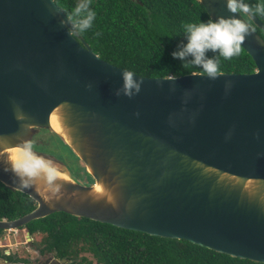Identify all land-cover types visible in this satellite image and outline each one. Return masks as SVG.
<instances>
[{
    "label": "water",
    "instance_id": "95a60500",
    "mask_svg": "<svg viewBox=\"0 0 264 264\" xmlns=\"http://www.w3.org/2000/svg\"><path fill=\"white\" fill-rule=\"evenodd\" d=\"M197 1L212 21L235 16L248 24L241 49L254 71L215 80L134 74L141 90L128 98L117 95L125 71L78 42L53 0H0V152L39 129L60 139L49 115L61 106L70 144L60 140L93 180L55 182L45 200L0 165V184L34 203L1 219V231L61 212L264 264V41L240 13L227 11L226 0ZM246 16L264 33L263 23ZM94 182L106 198L87 197Z\"/></svg>",
    "mask_w": 264,
    "mask_h": 264
},
{
    "label": "trees",
    "instance_id": "16d2710c",
    "mask_svg": "<svg viewBox=\"0 0 264 264\" xmlns=\"http://www.w3.org/2000/svg\"><path fill=\"white\" fill-rule=\"evenodd\" d=\"M53 2L74 26L76 40L84 42L110 65L146 78L204 74L172 57L178 45L187 42L184 25L212 21L197 0H90L95 18L84 31L77 26L79 17L74 14L82 0ZM243 3L254 12L257 5L264 6V0ZM240 14L264 41V33L244 13ZM253 16L264 24V14ZM208 56L218 60L220 73L247 74L255 69L242 49L231 60L213 53ZM33 208L34 203L26 195L0 184V220L16 219ZM20 229L29 237L42 234L38 253L53 254L65 264H260L215 253L184 240L149 236L61 212L33 220ZM83 253L90 255L91 260L80 256ZM10 257L6 259L17 264Z\"/></svg>",
    "mask_w": 264,
    "mask_h": 264
},
{
    "label": "clouds",
    "instance_id": "9594fccd",
    "mask_svg": "<svg viewBox=\"0 0 264 264\" xmlns=\"http://www.w3.org/2000/svg\"><path fill=\"white\" fill-rule=\"evenodd\" d=\"M89 5L90 0H82L74 10V14L79 17L77 26L81 31L90 28L95 18V13L90 10ZM226 9L231 14H264V6L257 5L254 12L251 6L243 3V0H226ZM184 29L187 42L178 45V50L172 53L173 59L201 69L210 80L219 77L220 69L218 60L210 58L208 53L218 54L224 60H231L240 54L242 44L249 34L248 24L235 16L219 17L215 21L188 23L184 25ZM134 76L131 71L122 72L123 87L117 91V95L122 91L125 96L132 98L140 92L142 81L134 79ZM175 79V76L170 77V80ZM32 147L30 142H22L17 149L20 158L12 163L11 171L18 178L19 187L27 189L37 181L55 186L58 172L51 166V161L35 154Z\"/></svg>",
    "mask_w": 264,
    "mask_h": 264
},
{
    "label": "rangeland",
    "instance_id": "374dc122",
    "mask_svg": "<svg viewBox=\"0 0 264 264\" xmlns=\"http://www.w3.org/2000/svg\"><path fill=\"white\" fill-rule=\"evenodd\" d=\"M39 132L41 131H38L36 135L39 134ZM34 141L37 144L43 146V149L40 150L45 152L47 155H54L58 158L60 162L64 163L62 166L51 162L52 167L56 168L57 170L63 171L79 184L88 186L93 182L91 177L86 174V169L84 168L82 163L77 159V157L72 153V151L66 145H64L62 141L57 138L53 133L43 131L42 134H39L34 138ZM24 233H26L24 229L5 230L0 232L1 244H20H17L14 247L10 246L12 249V254L10 258L14 261V263L17 262V264H23V261H27V263H34L38 259L37 251L41 247L40 240L43 236L42 234H35L29 237V241H25ZM23 242L24 244H22ZM80 256H86L88 257V259L91 260L90 255H87L85 253L80 254ZM43 257L44 258L42 259L49 258L53 261H58V263L56 264H65V262L61 263L59 260L55 259L53 254H45ZM8 264L11 263L8 261Z\"/></svg>",
    "mask_w": 264,
    "mask_h": 264
},
{
    "label": "bare ground",
    "instance_id": "6f19581e",
    "mask_svg": "<svg viewBox=\"0 0 264 264\" xmlns=\"http://www.w3.org/2000/svg\"><path fill=\"white\" fill-rule=\"evenodd\" d=\"M61 112H62V107L58 106L50 113L49 127L51 131H53L55 134H57L60 137L63 143L69 145L70 139L66 133L65 128L61 125V116H60ZM17 149L18 148H9V149H4L2 152H0V165L3 168L9 169L11 171L13 161L20 158V153L18 152ZM56 171L58 172V177L56 182L73 181V179L71 180V178L63 171L57 169ZM86 171L89 173L88 169H86ZM31 187H33L45 200L51 199L53 193L55 192V187H52L47 183L40 181L32 183ZM91 187H92L91 190L87 193V197H89L91 200L103 199L106 198V196L108 195L107 190L100 182H96V183L94 182ZM24 235H25L24 237L25 241L27 240L29 241V237L25 233Z\"/></svg>",
    "mask_w": 264,
    "mask_h": 264
},
{
    "label": "flooded vegetation",
    "instance_id": "af4514ba",
    "mask_svg": "<svg viewBox=\"0 0 264 264\" xmlns=\"http://www.w3.org/2000/svg\"><path fill=\"white\" fill-rule=\"evenodd\" d=\"M38 131H41V132H39V134H42V132L44 131V132H48V131H46V130H41V129H39ZM37 131V132H38ZM39 134H34L32 137H31V139H30V143L32 144V150L33 151H35V152H37V153H42V154H44V155H47L45 152H43L42 150H40V149H43L42 147L43 146H41V145H39V144H37L35 141H34V138L36 137V136H38ZM52 155V154H51ZM50 155V156H51ZM52 157H54L57 161H59L58 160V158L57 157H55L54 155H52ZM60 162V161H59ZM62 164H64L63 162H61ZM44 255H41L40 253H38V251H37V260L34 262V263H32V262H28L27 263V261H26V263L27 264H56V263H58V261H53L52 259H49V258H45V259H42V258H44L43 257ZM41 258V259H40ZM53 261V262H52ZM26 263H23V264H26Z\"/></svg>",
    "mask_w": 264,
    "mask_h": 264
},
{
    "label": "built area",
    "instance_id": "2783aa9c",
    "mask_svg": "<svg viewBox=\"0 0 264 264\" xmlns=\"http://www.w3.org/2000/svg\"><path fill=\"white\" fill-rule=\"evenodd\" d=\"M17 244L20 245L19 243H14V244H9V245L0 243V249H1V252H0V264H8V260L6 259V257H8V256H10L12 254L11 253L12 252L11 247L12 246L13 247L16 246ZM22 244H24V242Z\"/></svg>",
    "mask_w": 264,
    "mask_h": 264
}]
</instances>
